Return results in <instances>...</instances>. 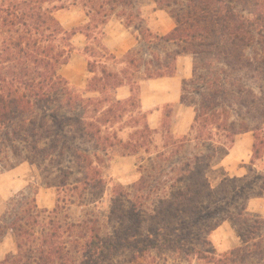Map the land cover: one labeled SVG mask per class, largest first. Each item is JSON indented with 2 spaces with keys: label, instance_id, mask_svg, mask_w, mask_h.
Listing matches in <instances>:
<instances>
[{
  "label": "trees",
  "instance_id": "16d2710c",
  "mask_svg": "<svg viewBox=\"0 0 264 264\" xmlns=\"http://www.w3.org/2000/svg\"><path fill=\"white\" fill-rule=\"evenodd\" d=\"M154 3L175 23L167 35L145 27L138 0H0V174L28 163L59 194L53 210L23 195L10 201L0 218V243L13 235L16 250L0 264H116L121 253L136 258L168 248L209 264H264V219L247 212L251 199L264 195V168L258 170L264 165V1ZM73 7L83 8L89 22L68 30L55 13ZM112 17L139 34V48L122 57L104 44ZM76 34L86 37L83 49L73 44ZM76 52L87 61L84 90L60 74ZM181 55L194 59L182 103L196 116L189 134L177 139L172 107H166L160 128L150 126L139 83L174 77ZM123 86L132 90L126 101L116 97ZM189 93L198 99L187 103ZM248 132L254 135L249 173L213 188L208 170ZM115 154L145 156L142 195H163L142 245L132 238L144 209H126L123 193L110 199L109 220L123 226L112 238L102 236L92 211L75 218L71 209L89 207L105 195L104 171ZM206 200L213 209L205 210ZM222 210L227 215L221 220L234 222L242 245L223 255L188 245L197 230L196 240L209 247L206 236L220 220L202 225ZM174 223L182 227L180 235Z\"/></svg>",
  "mask_w": 264,
  "mask_h": 264
},
{
  "label": "rangeland",
  "instance_id": "374dc122",
  "mask_svg": "<svg viewBox=\"0 0 264 264\" xmlns=\"http://www.w3.org/2000/svg\"><path fill=\"white\" fill-rule=\"evenodd\" d=\"M261 3L264 0H258ZM138 8L140 9L144 19L145 27H150L154 32L165 31L171 27V21L174 23L173 19L169 15L168 11L164 8L159 7L154 3V0H138ZM59 20L66 26L72 29L79 27L81 25L87 24L89 22L86 13L81 7H73L67 10L59 11ZM114 21H118L116 17H112ZM122 22V21H121ZM133 34H138L135 29H131ZM77 47V43H73ZM264 54V52H263ZM73 70L78 69L73 67ZM84 77L89 78L88 74H84ZM249 84V83H248ZM250 86V84H249ZM198 99L196 95H187V103H191ZM168 108H163V115L168 111ZM264 111V107L261 108ZM241 116L244 119H247L245 111H242ZM260 117V114L258 115ZM155 120H153V124ZM246 124L251 127L255 123L246 120ZM246 134V133H244ZM243 135V134H242ZM240 135L237 139H239ZM145 156H131L123 157L121 155L115 154L112 156V161L105 168V176L108 181V188L105 195H99L100 200L97 203L92 204L89 207H77L73 206L72 212L75 218H79L86 211H92L96 215L102 226V236L106 239L112 238L115 236V231H120L123 226L118 222H111L109 220V212L111 207V197L113 195H121V199L124 200V205L126 209H130L132 205L136 207L142 206L144 210L143 213H140L143 217V223L138 234H135V237L132 238V241L137 245L144 244L147 241L151 232L149 228L153 226V222L150 220V216L153 215V210L158 206V199L163 197V195H142L141 188L142 179L144 176V170L140 169L141 166H146V161H143ZM224 157L217 159L214 164H217ZM246 167V170H243L242 173H249L250 166L249 164H239L238 167H235L234 170H239V168ZM264 168V165H259V171L261 168ZM208 177L213 188L220 186L221 182L225 178H234L235 176L229 175L225 176V171L223 169H214L208 170ZM118 187V190L117 188ZM115 190V193L114 191ZM140 190V193L138 192ZM129 194V195H127ZM28 200H35L36 204L40 209L53 210L56 206L58 199V191L56 187H49L45 184V179L39 172V170L29 165L28 163H23L17 168L5 171L0 174V218L8 209L10 201L20 200L21 197ZM103 197V198H102ZM98 198V197H97ZM223 202V201H222ZM206 209H213L214 206L210 201L206 200ZM226 207V206H225ZM234 209V206L230 207ZM247 212L253 218L264 219V195L256 196L251 199L248 204ZM227 215L225 210L220 212L219 216H215L212 220H207L202 226L205 228L207 223L213 224L214 221L220 220V226L216 228L210 235L206 236V240L209 243V247H206L201 244V241H197V236L200 235V232L196 230L195 235L188 242V245H195L198 249H204L210 253L215 250L217 255H223L230 250H233L236 247L242 245V239L239 236L238 229L233 221L226 220L223 221L221 218ZM178 228V235L182 232V227L178 223H174L172 230ZM171 228V227H170ZM168 228V231L169 229ZM165 231V232H168ZM177 234H173L174 236ZM164 235V234H163ZM153 236V234H152ZM154 237V236H153ZM155 238V237H154ZM162 238V235L159 239ZM195 239V240H193ZM193 243V244H192ZM16 250V239L13 235H7L2 239L0 243V261H4L7 256L14 254ZM116 264H209L205 261L199 260L195 255L186 254L181 251H175L171 249H159L149 251L144 257L136 256L133 257L131 252H125L119 254L115 258Z\"/></svg>",
  "mask_w": 264,
  "mask_h": 264
},
{
  "label": "crops",
  "instance_id": "0c3cea01",
  "mask_svg": "<svg viewBox=\"0 0 264 264\" xmlns=\"http://www.w3.org/2000/svg\"><path fill=\"white\" fill-rule=\"evenodd\" d=\"M59 11L55 13L59 20ZM60 21V20H59ZM61 22V21H60ZM64 28L70 30L62 22ZM150 28V27H149ZM175 28V23L171 21V27L165 31H156L160 35H167ZM73 29V27H72ZM151 29V28H150ZM106 36L104 38L105 46L116 56L122 57L130 50L139 48V34H133L131 29L125 27L120 20L111 19L106 26ZM152 30V29H151ZM153 31V30H152ZM86 37L82 34H76L73 43H77V50L83 49L86 45ZM75 46V45H74ZM177 73L174 77H164L158 79L142 80L139 83V96L142 109L148 115V122L152 128H160L165 118L163 108L172 107L173 114L171 118V131L175 138L182 139L186 137L195 120V109L182 103L183 85L185 80L193 76L194 59L190 55H181L178 57ZM76 67L77 70H73ZM87 72V61L79 53H75L68 65H65L60 74L69 81V83L84 90L87 86V78L84 74ZM89 75V74H88ZM132 96V90L129 86L120 87L116 92L118 100L126 101ZM153 120L155 123L153 124ZM254 145V135L252 132L243 134L236 140L235 145L229 153L217 164L212 165L211 170L223 169L225 176L242 177L246 167L234 170L239 164H249L252 158Z\"/></svg>",
  "mask_w": 264,
  "mask_h": 264
}]
</instances>
